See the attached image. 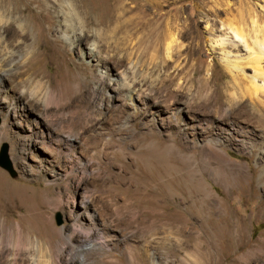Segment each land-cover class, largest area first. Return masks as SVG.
<instances>
[{
	"label": "rangeland",
	"instance_id": "374dc122",
	"mask_svg": "<svg viewBox=\"0 0 264 264\" xmlns=\"http://www.w3.org/2000/svg\"><path fill=\"white\" fill-rule=\"evenodd\" d=\"M13 1L27 28L0 32V216L58 264H264V0H75L74 41L54 8ZM130 59L174 95L160 114L109 97ZM88 199L110 237L85 255Z\"/></svg>",
	"mask_w": 264,
	"mask_h": 264
},
{
	"label": "bare ground",
	"instance_id": "6f19581e",
	"mask_svg": "<svg viewBox=\"0 0 264 264\" xmlns=\"http://www.w3.org/2000/svg\"><path fill=\"white\" fill-rule=\"evenodd\" d=\"M38 1L43 2L44 5H49V7H52V9L54 8L57 11V13L60 15L59 16L60 22L58 21L59 22L58 32L61 34L60 36L62 38H64L65 40L74 41L75 39H79L82 36L81 32L84 30L86 20H85V15L83 14L84 11L81 12L78 10L79 6L77 8L75 4V0H38ZM0 6H1L0 32L4 31L7 32V34H9V32L12 31L11 36L15 37L17 36V34L13 31V29L17 27L19 31L22 33V35H25L27 22L25 21V18L22 15L23 11H20V9L17 8L13 0H0ZM99 23L102 25H107V23L104 24V22H99ZM231 29L233 30L235 35L237 36L239 35L240 37L244 36V34L240 32L238 29L232 27ZM3 36L4 35H2L1 38L2 40H3ZM6 37L7 36H5V38ZM21 40L22 39H18V41L20 42ZM173 41L174 39H171L170 43H172ZM260 43L264 45V39ZM5 45L6 44H4V46ZM11 52L14 53L13 51ZM15 55H17V53H15ZM10 58H13V56L11 55ZM122 59L124 60L126 58H122ZM94 61L96 62L99 60L95 59ZM3 62L4 60L0 61L2 65ZM227 67L235 68L237 66L231 64L230 62H227ZM127 69L128 72L127 71L120 72L121 70L116 72L118 73V77H115L113 79L112 89L114 93L110 94L109 97L118 98L119 100L127 99L130 101L131 104L138 105L141 108L142 113L149 111V107L153 106L155 108L154 112L157 113V115L160 114L161 110L163 111L162 109L163 105L156 103L158 101L155 100H161L162 103H165V105H170L173 102L174 99L173 94H168V95L164 93L156 94L153 91L149 83L146 81L144 75L139 72L136 61L134 62L132 61V59H130L127 65ZM21 74H22L21 72L19 73L16 72V75L20 76ZM41 86L42 85L39 82H37L34 85V87L30 88V92H29L30 98L34 100V98L38 99L41 96L40 93ZM49 87L50 86L46 85L45 89L50 90ZM253 87L254 89H257L256 85H254ZM55 97H57V95H55ZM174 110L175 112H182L184 108L181 105H177V107L174 108ZM5 126L6 124L4 121L2 127L4 128ZM194 181H196L197 185L195 186V188L197 190L201 189L202 187L203 191L205 192L208 191L206 190L205 186L203 185V182L200 179H196ZM90 203L91 202L89 199L86 200L85 210L83 209L84 210L83 212L85 213V217L87 219L86 223L83 224L82 221L78 220V225L74 226L73 228L74 229L73 233L77 230L79 231L84 229L86 238H91L93 234H97L94 239H97L98 242L93 244L88 243L89 246L83 249L85 255L91 252L92 253L96 252L97 249L101 247V245L106 244L108 238L110 237L109 234L105 235L104 233L105 230H103V228L105 227V225L104 227L99 226V221L96 218L94 212L95 210L94 211L91 210L89 205ZM60 250H61L60 247L54 245L50 238H45L43 240L38 236H33L30 234V231L23 229L19 221L15 223L8 222L5 218L0 216V258L4 260V263L2 264H58Z\"/></svg>",
	"mask_w": 264,
	"mask_h": 264
},
{
	"label": "water",
	"instance_id": "95a60500",
	"mask_svg": "<svg viewBox=\"0 0 264 264\" xmlns=\"http://www.w3.org/2000/svg\"><path fill=\"white\" fill-rule=\"evenodd\" d=\"M6 150H7L6 143H4V142L1 143V145H0V167L5 169L6 171H8V173L11 175L13 172H12V169L10 167V162L8 160ZM54 220H55L56 224L60 223V218H59V215L57 213L54 215Z\"/></svg>",
	"mask_w": 264,
	"mask_h": 264
}]
</instances>
